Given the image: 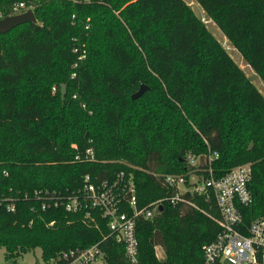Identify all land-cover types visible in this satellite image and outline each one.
<instances>
[{"label":"trees","instance_id":"obj_1","mask_svg":"<svg viewBox=\"0 0 264 264\" xmlns=\"http://www.w3.org/2000/svg\"><path fill=\"white\" fill-rule=\"evenodd\" d=\"M15 1L30 2L35 20L0 33L5 259L35 248L46 259L105 233L76 213L41 210L34 190L69 193L84 174L110 180L122 171L143 206L172 193L163 176L185 173V155H202L207 146L218 153L214 177L250 164L242 220L264 217V98L184 0H0L4 16ZM194 1L264 84V0ZM141 83L146 89L132 99ZM59 84L62 100L51 92ZM86 147L93 159L73 160ZM191 200L214 210L212 198ZM161 205L136 221V264H199L217 225L184 204ZM100 247L106 264H128L111 238Z\"/></svg>","mask_w":264,"mask_h":264},{"label":"built area","instance_id":"obj_2","mask_svg":"<svg viewBox=\"0 0 264 264\" xmlns=\"http://www.w3.org/2000/svg\"><path fill=\"white\" fill-rule=\"evenodd\" d=\"M71 1L89 3L92 0ZM25 9V2L15 1L10 6V13L18 14ZM87 27L88 24L84 26ZM73 51L77 52V49L73 48ZM84 57L83 52L77 55L78 60H83ZM72 67H77V62ZM70 77H75V71L70 73ZM71 97L75 98L76 95ZM81 106L84 107V104ZM72 148L75 149L76 146L73 144ZM217 156V151L208 146L202 155L187 153L185 160L190 168L185 173L163 176V183L172 189V193L143 206L137 205L131 175L125 176L122 171L110 180H98L84 174L81 176L80 185L69 193L34 190L32 194L39 201L41 210L61 208L80 215L89 226L97 227L102 224L105 227V233L97 242L61 250L46 259L40 257L41 264H106L100 243L107 238L121 245L124 260L128 264H136V221L139 218H152L159 206H162L161 201L195 208L217 225L218 232L215 237L202 247V260L199 264H264V217H254L246 224L240 212V208L251 201L250 164L234 165L221 176L214 177L211 162ZM81 159H93L91 147L84 148L82 154L76 152L73 155V160ZM195 195L203 197L205 201L212 198L214 210L196 205L191 200V196ZM5 208L12 210L13 206L6 203Z\"/></svg>","mask_w":264,"mask_h":264},{"label":"rangeland","instance_id":"obj_3","mask_svg":"<svg viewBox=\"0 0 264 264\" xmlns=\"http://www.w3.org/2000/svg\"><path fill=\"white\" fill-rule=\"evenodd\" d=\"M188 6H190L193 13L200 18V20L205 24L206 28L209 30V32L214 36V38L223 46V48L226 50V52L229 54V56L232 58V60L242 69L244 74L247 76V78L252 82V84L256 87V89L261 93V95L264 98V84L262 81L258 78V76L253 72V70L242 60L240 54L232 48L231 44L228 42V40L224 37L222 32L217 28V26L203 13L200 6L194 1V0H184ZM26 9H31L32 5L30 2H26ZM24 10V11H25ZM32 10V9H31ZM4 12L0 9V18L4 16ZM7 15H11V13L8 11ZM143 84V83H142ZM64 84H59L58 86L52 85L51 92L53 94H56L60 96V86ZM145 87H147L144 84ZM54 87V88H53ZM66 94V90H65ZM64 94V96H65ZM60 98V97H59ZM73 145V144H72ZM72 145L70 148H72ZM155 254L158 259L163 258V252L160 247H155ZM15 262L16 264H41L40 259V250L39 248H35L32 251L22 253L19 256H16L11 259H5L4 258V249L0 248V264H12V262Z\"/></svg>","mask_w":264,"mask_h":264},{"label":"water","instance_id":"obj_4","mask_svg":"<svg viewBox=\"0 0 264 264\" xmlns=\"http://www.w3.org/2000/svg\"><path fill=\"white\" fill-rule=\"evenodd\" d=\"M35 20L33 11L31 9H27L21 13L18 14H11V15H6L0 18V33H4L8 31L9 29L15 27L16 25L24 22H32ZM146 87L144 84H140L139 88L130 95L132 99L137 98L144 90ZM65 94V85L60 86V100L64 98ZM159 209L161 207L159 206Z\"/></svg>","mask_w":264,"mask_h":264}]
</instances>
